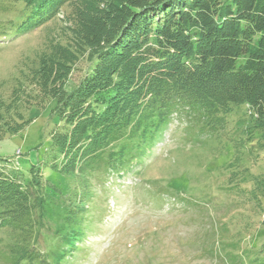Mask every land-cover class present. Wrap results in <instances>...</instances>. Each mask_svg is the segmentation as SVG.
Returning <instances> with one entry per match:
<instances>
[{
	"label": "trees",
	"instance_id": "16d2710c",
	"mask_svg": "<svg viewBox=\"0 0 264 264\" xmlns=\"http://www.w3.org/2000/svg\"><path fill=\"white\" fill-rule=\"evenodd\" d=\"M0 13L2 42L63 23L64 42L37 54L0 97V140L52 101L61 126L50 133V166L79 188L63 196L37 166L0 170V231L27 247L7 264L62 262L82 239L92 183L131 172L174 116L213 136L245 105L250 127L264 130V0H0ZM253 181L250 201L264 208V174ZM53 199L61 208L51 228ZM37 230L53 251L35 250ZM259 254L264 264V243Z\"/></svg>",
	"mask_w": 264,
	"mask_h": 264
},
{
	"label": "rangeland",
	"instance_id": "374dc122",
	"mask_svg": "<svg viewBox=\"0 0 264 264\" xmlns=\"http://www.w3.org/2000/svg\"><path fill=\"white\" fill-rule=\"evenodd\" d=\"M62 27L54 19L18 38L0 40L4 101L19 70L49 44L64 42ZM80 66L68 86L78 82ZM52 104L31 109L32 122L0 140V170L27 174L31 166L40 167L64 196L79 188L50 166V133L61 126ZM196 127L183 115L174 116L131 172L110 176L104 187L93 182L92 195L83 203L89 202L82 239L58 264H258L264 208L250 201L249 192L255 188L253 179L264 174V130L250 127L245 105L233 107L223 131L213 136ZM234 186L241 196L228 190ZM60 201L53 199L47 212L51 228ZM48 234H33L35 250H54ZM12 235L0 231V264L27 249L22 238Z\"/></svg>",
	"mask_w": 264,
	"mask_h": 264
}]
</instances>
